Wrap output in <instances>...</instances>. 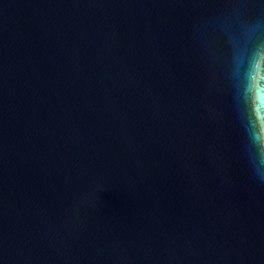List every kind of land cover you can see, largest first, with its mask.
Here are the masks:
<instances>
[{"label":"water","instance_id":"obj_1","mask_svg":"<svg viewBox=\"0 0 264 264\" xmlns=\"http://www.w3.org/2000/svg\"><path fill=\"white\" fill-rule=\"evenodd\" d=\"M0 264H264V0H0Z\"/></svg>","mask_w":264,"mask_h":264}]
</instances>
